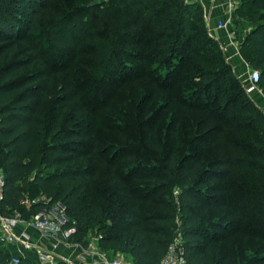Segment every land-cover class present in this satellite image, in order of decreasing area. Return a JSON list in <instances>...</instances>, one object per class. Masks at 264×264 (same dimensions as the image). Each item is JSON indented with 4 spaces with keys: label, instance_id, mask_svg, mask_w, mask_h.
<instances>
[{
    "label": "trees",
    "instance_id": "trees-1",
    "mask_svg": "<svg viewBox=\"0 0 264 264\" xmlns=\"http://www.w3.org/2000/svg\"><path fill=\"white\" fill-rule=\"evenodd\" d=\"M93 1L0 0L1 212L61 202L71 243L133 264L177 237L187 264H264V107L202 5ZM235 1L264 93V0Z\"/></svg>",
    "mask_w": 264,
    "mask_h": 264
},
{
    "label": "crops",
    "instance_id": "crops-1",
    "mask_svg": "<svg viewBox=\"0 0 264 264\" xmlns=\"http://www.w3.org/2000/svg\"><path fill=\"white\" fill-rule=\"evenodd\" d=\"M191 1H198L202 5L211 33L220 40L225 48L228 60L234 66L237 74L248 85L250 82L249 75L246 73L248 66L239 50V43L245 39L246 35L241 34L236 29L233 18L227 28L219 27V21L228 18V4L231 0ZM238 7L239 2L232 12V17ZM250 93L259 105L264 107V93L262 90L258 88ZM15 233L17 236L15 241L2 245L8 249L11 258L15 256L20 258V262L17 264H58L60 261L70 264H109L107 259L112 260L117 257H122L127 264H133L129 255L124 253L107 254L100 249L98 244L95 248L90 249L89 246L85 247L81 244L71 243L69 239H65L60 233L45 236L41 230L28 222L18 223L15 226ZM26 242L31 244V248L25 247ZM41 252L50 253L52 258L42 260L40 257ZM10 264L12 263L10 262Z\"/></svg>",
    "mask_w": 264,
    "mask_h": 264
},
{
    "label": "built area",
    "instance_id": "built-area-1",
    "mask_svg": "<svg viewBox=\"0 0 264 264\" xmlns=\"http://www.w3.org/2000/svg\"><path fill=\"white\" fill-rule=\"evenodd\" d=\"M236 8V2L231 0L228 4V18L219 21L220 28H227L228 24L232 22V12ZM249 79L250 82L247 85L248 90L251 92L258 89L257 82L260 77L259 70H252L249 68ZM4 174L0 171V201L3 195L4 186ZM70 219L65 212V207L61 202L53 205L49 212H39L35 214L30 220H26L22 217L20 212H16L14 215H5L1 212L0 208V244H6L13 242L17 239L15 233V226L20 222H28L35 228L41 230L45 236H51L53 234L60 233L65 239H69L72 232L75 231V227L64 228L63 226ZM97 245V239L89 243V248L93 249ZM26 248H31L29 242L25 243ZM40 257L42 260L51 259V254L47 252H41ZM20 262V258L15 256L12 258L11 263L17 264ZM109 264H127L122 258L117 257L112 260H108ZM161 264H187L184 250L181 246V239L177 237L175 241L170 245L166 256L163 258Z\"/></svg>",
    "mask_w": 264,
    "mask_h": 264
},
{
    "label": "rangeland",
    "instance_id": "rangeland-1",
    "mask_svg": "<svg viewBox=\"0 0 264 264\" xmlns=\"http://www.w3.org/2000/svg\"><path fill=\"white\" fill-rule=\"evenodd\" d=\"M91 1H93V0H91ZM97 4H101L102 2H103V0H97ZM70 35V34H69ZM77 35L80 37V32H78L77 33ZM246 68V67H245ZM249 71H250V69H248V67L246 68V73L249 75ZM121 100H122V98H121ZM115 106V105H114ZM109 112H107V114H108ZM106 120H108V119H110V117H108V116H105L104 117ZM89 119V117L87 116L86 117V120H88ZM101 132L102 133H104V134H106V135H112L113 133L111 132V130L109 131L108 129H107V127H103L102 129H101ZM114 135V134H113ZM120 258H122V257H120ZM123 259V258H122ZM124 260V259H123ZM125 261V260H124ZM126 262V261H125Z\"/></svg>",
    "mask_w": 264,
    "mask_h": 264
},
{
    "label": "water",
    "instance_id": "water-1",
    "mask_svg": "<svg viewBox=\"0 0 264 264\" xmlns=\"http://www.w3.org/2000/svg\"><path fill=\"white\" fill-rule=\"evenodd\" d=\"M97 3H98L97 0H94L93 2H91V5L97 4Z\"/></svg>",
    "mask_w": 264,
    "mask_h": 264
}]
</instances>
